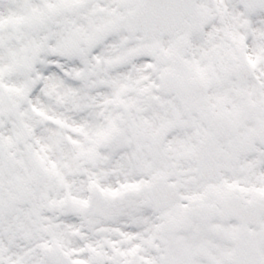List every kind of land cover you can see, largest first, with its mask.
Segmentation results:
<instances>
[{
    "label": "snow or ice",
    "instance_id": "6c2138e0",
    "mask_svg": "<svg viewBox=\"0 0 264 264\" xmlns=\"http://www.w3.org/2000/svg\"><path fill=\"white\" fill-rule=\"evenodd\" d=\"M0 264H264V0H0Z\"/></svg>",
    "mask_w": 264,
    "mask_h": 264
}]
</instances>
